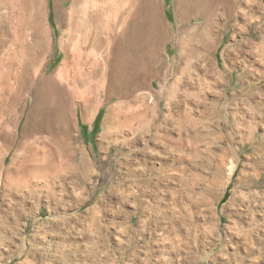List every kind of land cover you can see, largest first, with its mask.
Listing matches in <instances>:
<instances>
[{
	"label": "rangeland",
	"instance_id": "1",
	"mask_svg": "<svg viewBox=\"0 0 264 264\" xmlns=\"http://www.w3.org/2000/svg\"><path fill=\"white\" fill-rule=\"evenodd\" d=\"M147 1L156 75L127 86L117 56L103 82L112 97L85 108L56 83L74 0H0V264H264V0H239L231 18L216 3L214 46L181 60L178 17L193 27L210 7ZM61 107L83 154L30 161L29 182L18 179L21 152L5 147L56 125Z\"/></svg>",
	"mask_w": 264,
	"mask_h": 264
},
{
	"label": "bare ground",
	"instance_id": "2",
	"mask_svg": "<svg viewBox=\"0 0 264 264\" xmlns=\"http://www.w3.org/2000/svg\"><path fill=\"white\" fill-rule=\"evenodd\" d=\"M106 1L102 4V0H74L75 9L70 14L66 33L68 36L66 60L58 70L59 78L56 83H63L68 88L77 87L69 90L73 95V100L82 101L85 108L90 103L99 100L101 96L106 100H110L112 97L111 92L103 90V82L113 78L111 67L118 61L121 63L117 56L123 61L121 67L127 74V86H144L149 75H156V71H151V73L149 71L153 70L150 64L155 59V51L158 43L161 42V35L158 32V25L152 19L154 13L151 11L149 2L144 0L139 5L138 0ZM203 3L209 6L211 11L208 14L196 16V19L201 18L202 21L193 27L189 24H182V19L178 17L180 25L175 36V45L178 47L177 59L181 60L183 55H187L191 59L203 57L201 51L193 47L194 44H199L198 47L207 51L208 54L215 42V29L213 28L215 24L213 14L215 13L212 12H215L214 10L217 8L216 3L221 5L222 14L229 15L228 18H231L236 15L239 0H203ZM235 10L236 12L232 13ZM176 11L179 15L180 10L177 7ZM138 12L143 13L140 26L137 22ZM155 34L156 38H154ZM196 34H200L202 37L198 42H195ZM39 74L44 75L43 68L39 70ZM34 79L36 80V78ZM126 89L129 91L128 87ZM30 97L31 90H28L21 98L19 109L14 113L15 121L24 114ZM77 106V103L74 104L73 111H76ZM71 130L69 116L65 108L61 107L58 111L56 125L50 118H46L43 122L34 124L32 137L24 144L19 145L14 142L10 147H5V155L11 148L21 152V154L18 153L20 156L16 157L18 158V160L16 159L17 171L19 170V175H21L18 179L29 182V178L24 176V171H27L25 166L30 161L38 162L36 160L40 159L42 163L38 162L37 165L35 163L36 167L34 168L42 170L50 165L54 166L55 158L58 162L56 163L60 164L59 167L64 164V161H67L68 157H70L69 160L71 157H73L72 160H75L78 152L82 153V148L77 144L78 138L76 135H72ZM9 131L11 134H17L16 130L13 132L12 129H9ZM44 133L45 135H43ZM66 163L68 164V161ZM80 165L86 170L90 162L83 158ZM84 170L83 172H85ZM54 174L53 172L52 175L54 176ZM256 180L259 181L260 177Z\"/></svg>",
	"mask_w": 264,
	"mask_h": 264
}]
</instances>
